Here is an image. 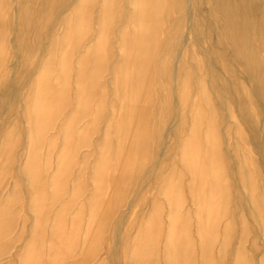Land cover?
<instances>
[{"label": "rangeland", "instance_id": "rangeland-1", "mask_svg": "<svg viewBox=\"0 0 264 264\" xmlns=\"http://www.w3.org/2000/svg\"><path fill=\"white\" fill-rule=\"evenodd\" d=\"M79 1L81 0H69V8H63L60 13L58 11L49 24V21L41 14L43 7L48 6L46 0H8L7 9L11 5L13 15L7 40V55L0 61V208L9 201L4 223L8 225L11 220L13 228L3 237L0 236V247L4 249L0 251V264H19L24 246L32 234L31 225L34 220L30 207L32 191L26 173V167L32 155L37 153V167L47 182V192L50 190L48 179L59 171V151L63 142L60 124L65 120L67 114L77 108L75 75L78 66L76 62L85 48L93 44L98 37L96 21L103 0H94V14L87 41L70 63L72 72L69 80L68 108L56 117L51 127V123H49L47 126L49 129L43 135L40 144L35 142L36 137L33 132L35 126L34 118L31 116L33 95L35 79L46 60H50V53L58 51L60 36L67 28L65 21L72 16V7ZM181 1L183 9L179 14L167 6V13H172L170 16H166L164 27L160 28L163 31L162 39L158 45L157 56L153 58L159 73L153 74L150 87H147L145 92H142V88L139 89L138 96L134 98L136 99L134 101H137V106L140 100L142 105L149 102H151V106L153 104L150 111V118L154 123L151 127L149 160L141 175L131 186L124 207L119 208L116 213L112 212V209L110 210V215L113 213L112 220L104 229L105 234L98 246L99 255L91 264H129L130 259H126L122 250L123 240L128 234L131 237L144 226L153 201L165 203L164 199H161L158 188L162 185V178L172 163L177 168L173 181L176 182L177 173L181 171L179 162L183 152L180 143L190 140L195 125H198L199 129L201 126L199 137L200 147L203 151L200 156L204 157L205 135L210 121L213 127L211 136L217 141L218 160H216L218 161L217 167H220L221 184L226 188L218 213L220 221L217 229L218 244L214 248V254L216 255L221 241L228 237V256L223 259L222 264L232 263L231 261L235 258L236 251L240 247L245 250V263L262 264L264 262V0H246L251 8V12H248L249 15L247 14L246 17L238 15L237 0H226L228 7L232 9V21L238 26L240 37L246 39L243 48L248 60L236 55L235 49L226 40L224 18L217 13L213 0ZM28 6H30L28 8L30 10L27 15H24V9ZM123 8L124 1L121 0L113 12V23L123 15ZM181 18L184 19L181 27H175V23H171L172 19H175V22ZM4 25V22H1L0 38L5 30ZM125 26H130L127 17L121 23L114 25L111 34L108 70L97 85L98 95L91 103L89 115L78 124L75 130L76 133L83 129L88 121L94 119L100 96L99 89L105 83L108 94L105 98V106L97 126L92 128L89 136V152L91 150L92 157L84 169L81 167L83 156L86 153L85 149L81 150L74 158L71 167L74 172L70 170L67 173L62 198L51 209L48 219L49 227L54 222L55 212L62 205L67 204L65 222L67 230L70 231L71 222L83 204V199L95 188L91 180L90 168L98 158L96 151L98 145L102 143L104 130L116 117L112 123L110 131L112 137L109 145V152L114 151L112 157L114 158L118 141L114 136L113 126L118 122L120 112L112 92L114 80L112 70L115 68L119 56L118 33ZM128 28L131 29V27ZM174 34L177 35L174 36ZM16 37L22 41V46L30 52L27 53L26 58L23 55V47L15 43ZM172 37L176 42L174 47L170 46ZM159 38L160 36L157 41ZM56 57L52 62L51 82L56 85L57 89H60L62 76ZM183 63L188 72L187 82L183 84L186 104L181 105L179 94L182 84L180 79L183 78L181 75ZM167 66L169 67L167 75L170 74V81L172 80L171 85L164 71V67ZM129 72L125 69L126 79L132 76ZM199 82L202 84V89ZM165 88L171 90V108H165L163 105L164 97L167 94ZM116 90L127 93L130 89L126 83L124 88L120 86ZM51 114L52 111L48 116ZM128 122L127 119L125 123ZM136 122L137 119L134 124ZM136 138L135 134L129 135L124 132L120 139L121 141L127 139L128 145L133 148L134 153L133 141ZM52 141L55 142V145L49 154V144ZM206 156L208 157V154ZM132 160L134 161V156ZM199 166L201 169L205 167V172L207 167L209 169L203 159L200 160ZM124 169L127 172L130 171L129 175L133 174V178L135 177V168L132 164L126 161ZM80 170H82L85 196L71 202L75 188L74 181ZM110 171L113 174L117 173L115 167H109L107 172ZM212 171L216 173L215 168ZM183 177L186 182L184 184L187 185L191 177L186 171H183ZM202 188L205 191L210 190L207 183ZM184 198L185 208H188L187 210H190L189 213L193 216V207H191L186 186ZM46 206H49V200L45 202ZM163 207L165 208L164 223V221H168V217L165 205ZM87 217L88 215L85 213L82 219L83 226ZM227 225H230L229 229H227ZM45 248L46 253L47 244ZM133 251H137L136 246ZM79 252L80 250L76 252V256ZM131 254L132 252H130Z\"/></svg>", "mask_w": 264, "mask_h": 264}, {"label": "bare ground", "instance_id": "bare-ground-1", "mask_svg": "<svg viewBox=\"0 0 264 264\" xmlns=\"http://www.w3.org/2000/svg\"><path fill=\"white\" fill-rule=\"evenodd\" d=\"M120 1L103 0L96 21L98 37L93 44L85 48L82 54L80 53L81 55L77 59L78 71L75 75L77 108L67 114L65 120L60 124L63 142L59 151V171L48 179V188L50 186L49 192L46 190L47 182L37 167L36 152L35 155H32L26 167V173L30 181V189L32 191L30 207L34 215V220L31 225V237L24 246V252L19 258V264L93 263L99 255L98 246L105 234L104 229L108 227L113 217V213L110 215V210L112 209L111 211L116 213L119 208L124 207L126 196L131 186L134 185L136 179L141 175L149 160L151 153V127L154 123L150 118V111L153 104L151 106V102H149L142 105V101L140 100L137 106V101H134L136 100L134 98L138 96L139 89L142 88V92H145L144 90L152 84L153 74L159 73L156 70L153 58L157 56L158 45L162 39L163 31L160 28L164 27L166 16H170L172 13H167V6L179 14L183 9V3L181 0H123V15L119 18L116 17L117 19L113 23V12L117 9ZM46 3L48 6L43 7L41 14L49 21V24L55 18L58 11L60 13L63 11V8L66 9L69 6V0H46ZM213 3L218 11L217 13L224 18V34L226 35V40L235 49L234 53L236 55L247 59V54L243 48L246 39L245 37H240L239 28L232 21L233 13L231 7H228L226 0H213ZM237 3L239 5L238 15L240 17L249 15L251 8L247 1L237 0ZM7 6L8 0H0V25L1 22L5 24V30L0 38V61L6 58L7 55V40L13 15L11 5H9V9H7ZM94 6V0H81L72 7V16L65 21V27L67 28L60 36L58 51L50 53V60H46L42 70L35 79L36 83L31 116H33L35 121L33 132L37 144L41 143L43 135L48 131L49 128L47 126L49 123H51V127L56 117L68 108L67 98L69 80L72 72L70 63L72 58L80 52V49L82 50L87 41L92 23V15L94 14ZM28 8L30 6L24 9V15L28 14L30 10ZM126 17L130 23L128 27H131V29L125 26L118 33L119 56L116 66L112 70L114 77L112 92L120 112V115L118 113L119 117L117 116L119 120L113 126L114 136L117 137L118 141L114 158H112L114 151L109 152V145L112 137L110 136V131L112 130V123L116 117L107 126L106 130H104L102 143L98 145L96 151L98 158L94 161L92 168H90L91 180L95 188L83 199V204L81 206L79 205L80 209L71 222L70 231L67 230L65 222V214L68 210L67 204L62 205L55 212L54 222L49 227L48 219L51 209L62 198L67 173L71 170L74 158L77 157L81 150L85 149L86 153L83 156L81 167L84 169L87 167L90 157H92L90 154L91 150L89 152V136L92 128L97 126L105 106V98L108 95L106 93L105 83L99 89L100 96L98 98L97 112L94 119L88 121L86 126L76 133L75 130L78 124L89 115L91 103L98 95L97 85L101 81L104 73L108 70L111 34L114 25L121 23ZM174 20L172 19L171 23H175V27H181L184 22L182 18L176 20L177 23ZM176 35L174 34V36ZM159 36V41H157ZM170 42V46L174 47L176 43L175 38L172 37ZM15 43L22 46V41L18 37H16ZM23 49V55L26 58L27 53L30 52L24 47ZM55 57L59 61V70L62 76V87L60 89H57L56 85L54 83L53 85L51 82L53 75L52 62ZM181 68L183 78L181 77L182 80L180 79V83L182 84L179 95L180 104L184 105L186 102L183 84L187 82L188 71L184 63ZM125 69L132 74L131 77L129 76V79L125 78L127 76L125 75ZM164 69L167 75L169 67H164ZM167 76L169 78L168 81H170V74ZM171 82L172 80L169 82L170 85ZM126 83H128V89H130L127 93L116 90L120 86L124 88ZM199 86L202 89L201 82H199ZM165 91L167 94L164 97L163 105L165 108H171V90L165 88ZM50 111H52V114L48 116ZM127 119L129 122L126 124L125 121ZM136 119L137 122L134 124ZM200 130L201 126L199 129L198 125H195L190 135V140L180 143L183 152L180 155L179 162L181 171L177 173L178 178L176 182H173L177 171L174 163L170 164L168 171L162 178V185L158 188V192L165 203L162 204L160 201H153L144 226L133 236L129 237L130 235L128 234L123 240L124 247L122 250L126 259H130L129 264H222L224 262L223 259L228 256V237L221 241L216 255L214 254V248L218 244L217 229L220 222L218 213L221 200L225 196L226 188L221 184L220 167H217V141L211 136V132L213 131L211 121L208 124L205 135L206 150L203 153L204 157L200 156L203 151L202 147H200ZM124 132L137 136L135 141H133V146L135 147L134 153L133 148L128 145L129 138L123 141L120 139ZM54 145L55 142H50L49 154L54 148ZM206 154H208V157ZM133 156L134 161L132 160ZM195 157H198V159H195ZM202 159L209 166L206 172L204 171L205 167L201 169L199 166L200 160ZM126 161L135 168L134 178L133 174L129 175L131 173L130 171L127 172L124 169ZM109 167H115L117 173L113 174L111 171L108 173L107 169ZM214 168L216 169V173L212 171ZM71 171L74 172L73 170ZM81 171L77 172L74 181L75 188L71 202L85 196ZM183 171H186L191 177L187 185L184 184L186 182H184ZM205 183L210 187L209 191H205L202 188ZM184 185L188 190V197L191 200L190 204L193 207V216L189 213L190 210L185 208ZM110 191L111 193L109 194ZM47 200H49V206L45 207ZM163 205L166 207L168 217V221H164V223L163 218L165 217H163V214L165 208ZM8 207L9 201L0 208V236L2 237L13 228V222L11 220L8 225L4 223L8 213ZM85 213H87L88 217L83 226L82 219ZM193 218L195 219L194 221ZM229 228L230 225H227V229ZM46 244L47 252L45 253ZM135 246L137 249L136 252L133 251ZM1 250L4 249L0 247ZM79 250L80 252L76 256V252ZM130 252H132L131 255ZM245 261V250L243 247H240L236 251L235 258L230 264H247Z\"/></svg>", "mask_w": 264, "mask_h": 264}]
</instances>
